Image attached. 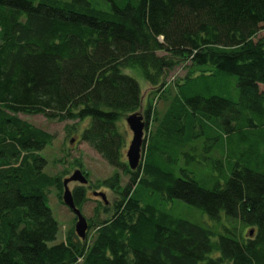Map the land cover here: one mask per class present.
<instances>
[{
	"label": "trees",
	"instance_id": "trees-1",
	"mask_svg": "<svg viewBox=\"0 0 264 264\" xmlns=\"http://www.w3.org/2000/svg\"><path fill=\"white\" fill-rule=\"evenodd\" d=\"M103 1L0 0V264H264V0ZM126 68L167 103L145 104L136 170L118 122L143 95ZM20 113L89 117L82 139L129 175L103 180L118 197L85 238L56 242L48 193L63 180L41 154L54 135ZM73 195L82 209L85 187Z\"/></svg>",
	"mask_w": 264,
	"mask_h": 264
},
{
	"label": "rangeland",
	"instance_id": "rangeland-1",
	"mask_svg": "<svg viewBox=\"0 0 264 264\" xmlns=\"http://www.w3.org/2000/svg\"><path fill=\"white\" fill-rule=\"evenodd\" d=\"M97 1L98 6L107 8V3L105 1ZM263 34L264 31L262 30L259 35ZM125 71L134 76L140 82L142 88L143 103L141 108L136 112L143 114L145 104L150 99L153 101L154 106L156 105L155 108L159 114H162L166 110L167 103L158 95L154 94L153 91L156 89H153L144 79L139 69L126 68ZM184 71V69H177L172 73L171 77H169V81H172L177 76H181L184 74ZM262 90H264V86H262ZM19 116L54 135L53 142L41 151V154L47 159V165L45 167L47 174L50 176L60 175L62 180L72 176L78 169L87 174L90 180L88 186L78 181H72L68 185L72 190L79 186L85 187L87 201L83 204L81 210L86 218L90 219L94 216L96 211L102 213L103 207L106 205L100 196L93 194V191L105 192L109 203H113V201L116 200L118 194H116L112 188L104 186L103 180L110 178L118 171L121 174V185L125 186L129 181V175L124 174L122 168L109 165L88 142L82 139L81 134L90 123L89 117L79 121H58L48 119L42 114L20 113ZM128 116L129 114L123 115L118 122L120 129L126 135V146L123 150V159L127 164L128 159L126 153L133 137V133L126 121ZM58 192L59 190L57 188L52 187L48 193L49 206L60 225V232L56 242L64 240L67 232L75 228L77 221L76 214L63 202V190L61 196L58 195ZM170 207L176 215L186 217L201 224H207L218 231L223 230L221 223L212 220L207 214L195 207L189 206L181 201L171 204ZM102 215L105 216V213ZM243 231L249 235L251 233V228L245 227ZM88 233L92 234V230L89 227L87 230V234Z\"/></svg>",
	"mask_w": 264,
	"mask_h": 264
},
{
	"label": "water",
	"instance_id": "water-1",
	"mask_svg": "<svg viewBox=\"0 0 264 264\" xmlns=\"http://www.w3.org/2000/svg\"><path fill=\"white\" fill-rule=\"evenodd\" d=\"M127 124L129 125L133 137L128 146L127 150V159L128 165L131 170H136L140 166V162L142 159V147L145 139V126L146 122L144 120V115L139 112H135L130 114L127 119ZM72 181H78L81 184L88 183V178L82 172V170L78 169L74 172L72 176L63 180V194L62 199L63 202L76 214V224L75 231L80 238H85L88 230V218H86L82 212V210L76 205L72 190L69 188V183ZM94 195L100 196L105 204H108V199L106 197L105 192L102 191H94ZM253 234V230L251 231V235ZM55 264V263H49Z\"/></svg>",
	"mask_w": 264,
	"mask_h": 264
},
{
	"label": "flooded vegetation",
	"instance_id": "flooded-vegetation-1",
	"mask_svg": "<svg viewBox=\"0 0 264 264\" xmlns=\"http://www.w3.org/2000/svg\"><path fill=\"white\" fill-rule=\"evenodd\" d=\"M84 174H85V175H86V177L88 178L87 174H86V173H84ZM89 181H90V180L88 179V183H86V184H83V185H87V186H88V185H89ZM71 190H72V189H71ZM73 191H74V190H72V193H73ZM93 192H94V191H93ZM73 196H74V195H73ZM108 204H110V203L108 202ZM88 222H89V219H88Z\"/></svg>",
	"mask_w": 264,
	"mask_h": 264
}]
</instances>
